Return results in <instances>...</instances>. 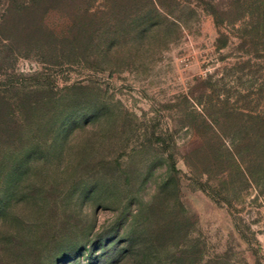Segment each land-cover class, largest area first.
<instances>
[{
	"label": "rangeland",
	"instance_id": "rangeland-1",
	"mask_svg": "<svg viewBox=\"0 0 264 264\" xmlns=\"http://www.w3.org/2000/svg\"><path fill=\"white\" fill-rule=\"evenodd\" d=\"M0 264H264V0H0Z\"/></svg>",
	"mask_w": 264,
	"mask_h": 264
}]
</instances>
